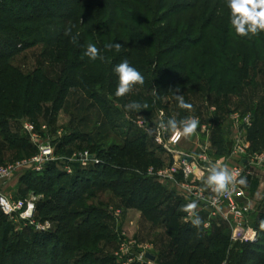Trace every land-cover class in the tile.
<instances>
[{
	"label": "trees",
	"instance_id": "1",
	"mask_svg": "<svg viewBox=\"0 0 264 264\" xmlns=\"http://www.w3.org/2000/svg\"><path fill=\"white\" fill-rule=\"evenodd\" d=\"M90 1L93 2V5L98 2L95 5L97 15L105 18L104 24L96 22L95 28L92 29L87 24L93 21V17L85 16L83 12L88 6L85 0H44L43 2H46L44 5L39 2L31 4L36 2L35 0L20 2L19 14L12 19L14 24L4 27V29L15 32L16 36L13 37V40L9 39L4 43L2 41L3 44L0 46V138L2 144L9 147L25 148L26 143L18 146L14 143V138H8L9 121L33 115L34 111L41 109L42 102H46L49 98L54 101V113L55 109L68 103L67 98L72 89H80L88 94L89 98L94 99L100 112H106L109 115L112 110L109 103L111 100L107 98V95L99 96L94 93L96 92L95 87L100 86V89L107 91L108 95L111 94L117 98L115 91L118 77L113 69L124 59H128L129 63L137 68L145 78L143 85H136L134 88L143 89L150 87L151 84L157 87L163 86L165 92H159L161 99L167 95L175 96L177 87L181 93L192 84L205 83L209 92H218V97L225 96L220 92L238 94L245 87L254 85L259 75L264 76V32L250 37L237 36L230 26L229 10L227 7V9L225 8V5L222 9L220 8L222 17L216 18L212 11L210 12V7L207 6L208 0L205 5L203 0H193L192 3L164 0L165 2L162 3L163 17L161 16L159 19L164 18L165 21L170 19V23L166 28L155 31L145 24V21H148L152 14L156 13V9L152 5L153 0ZM93 5H89L88 9ZM54 19L64 23L63 30L59 35L51 33L47 29L48 27H44L46 23L51 26ZM80 21L86 22V25L79 27ZM15 22L36 24L33 27L27 26L24 30H20L15 26ZM127 22L141 27L144 32H139L138 29H135L136 27L128 25ZM173 22L177 23L176 27H173ZM69 26L72 27L71 35L79 33L76 43L71 42V36L64 35ZM104 26L108 28L100 30ZM146 34L151 36L148 37ZM179 34L182 35L179 40L172 42L168 47L164 46L168 39H173ZM32 35L36 38L29 40L28 37ZM41 42L46 44L47 50L44 55L51 52L55 56V61L63 64L62 77L58 81L45 75L41 68L36 69L32 74H25L10 63L11 55ZM88 43H93L100 49L101 55L104 57L103 60L92 61L83 55ZM108 43H120L122 47L119 52L115 48L108 50L105 48V44ZM7 47L12 50H5ZM152 65L154 70L147 69V66ZM146 74L152 76L149 78L145 76ZM257 110L264 119V103L257 105L253 125H256L258 121L256 120ZM253 139L256 142L255 136ZM220 143H222L223 151L229 149V145L225 146V141ZM124 148L125 150L133 148L147 157L153 154V152L147 153L145 144L127 142ZM124 148L114 146L110 150L97 151L112 160L116 155L114 149L122 152ZM141 163L142 166L146 164L145 161ZM52 164V162L48 163L41 173L31 171L33 180L30 185L35 192L45 193L51 191L54 184L69 179V184H65V182L64 186H60L57 192L59 195L55 196L65 206L53 208L46 205L48 202H43L40 207L41 210L48 208L52 212L54 210L61 211L57 219L59 224L63 223L59 228L60 231L64 233L69 231L68 229L73 223V214L67 212V208L74 201L80 199L87 189L90 190L94 187L116 189L117 185L124 183L130 184L128 205L140 210L145 217L152 215V221L158 219L156 215L158 210L156 206H153V201L160 195V191H164L165 187L156 184L153 178L149 177L146 172L139 171L134 164L128 162L124 165L122 173L127 176L124 182L116 180V174L120 171H116L115 168L109 167L104 162L84 169L76 167L72 175H67L58 169L51 173ZM170 198L173 199L172 210L162 212L165 217L161 222L166 224L172 223L171 217L176 218L180 214H186L182 211L186 202L176 197L173 190ZM40 209L38 208L37 211L39 212ZM171 212V216H166ZM257 215V223L260 225V222L264 221V203L259 208ZM198 216L202 221L201 225L194 226L192 222H185L179 226L178 233L172 240L171 255H174L180 262L187 258V252H189V262L193 264L195 255L206 251L204 258L208 262L214 257L217 261L225 257L229 258V264H250L255 260L258 264H264V230H258V241L244 243L245 245H240L237 252L234 250H230V252L228 250L230 238L223 232L227 224L221 222L216 226L217 222H214L212 230H204L206 231L204 237L199 238L196 245L192 247L196 232L204 224L201 217H206L207 214L201 212ZM26 229L31 233L32 236L29 240L34 245L48 246L52 240L63 241L61 236L52 233V229L44 232L36 231L32 227ZM23 237L20 234L11 239L10 247L13 255L24 251L21 248L26 246ZM8 240L10 238L3 236L1 242L8 243ZM1 242L0 264H3L4 245ZM19 248L21 250H17ZM10 263L14 264L15 262L11 260Z\"/></svg>",
	"mask_w": 264,
	"mask_h": 264
},
{
	"label": "rangeland",
	"instance_id": "2",
	"mask_svg": "<svg viewBox=\"0 0 264 264\" xmlns=\"http://www.w3.org/2000/svg\"><path fill=\"white\" fill-rule=\"evenodd\" d=\"M24 1L29 2L31 0H0V46L4 41L9 39L13 40V37L16 36L15 32L4 29V27L14 24L12 19L19 14L20 2L22 3ZM35 1L31 4L39 2L44 5L46 3L43 2L44 0ZM180 1L186 3L193 2V0ZM206 1L203 0L204 5ZM85 2L88 4L86 6L87 9L83 11L85 16L91 15L93 17V21L87 24L89 28H95L96 22H103L102 24H104L105 18L97 15L95 5L98 2L94 3V5L90 0H85ZM164 2V0H153L152 5L156 9V13H153L150 19L145 21V24L155 31L166 28L170 23V19L167 21L163 20L164 18L162 19L163 21L159 19L161 16L163 17L162 3ZM89 5L93 6L88 9ZM224 5L226 8V0L207 1V6L211 9L210 12L212 11V14L216 18L222 17L220 8L222 9ZM182 19L185 20V18ZM35 24L33 22H15V26L20 30H24L27 26L33 27ZM127 24L136 27L135 29H138L139 32H144V29L137 27L134 23L127 22ZM172 24L173 27L177 25L175 22ZM63 25L64 23L62 21L54 19L51 26L46 23L44 27H48L47 29L51 33L59 35L63 30ZM84 25H86V22L83 23L80 21L78 24L79 27ZM107 28V26H104L100 30ZM146 35L148 37L151 36L150 34ZM181 36L179 34L173 39H168L167 44L164 46L168 47L172 42L179 40ZM28 38L29 40H33L36 37L32 35ZM10 49V47H7L5 50L9 51ZM46 50V44L41 42L16 54H10L11 57L9 60L13 66L19 68L25 74H32L36 69L41 68L45 75L49 76L52 80L58 81L62 77L63 64L57 63L55 56L51 52L44 55ZM150 68L154 70L153 65L147 66V69ZM145 76L151 77L152 75L146 74ZM95 89L96 92L94 93L99 96L107 95V98L112 101L109 102L112 107L109 115L106 112H100L98 105L95 104L94 99L89 98L88 94L80 89H72L67 98L68 103L59 109H55L54 113V101L52 98H49L46 102H42L41 109L34 111L33 115L22 116L15 121L10 120L8 138H14L13 141L18 146L23 143H26L27 146L25 148L9 147L2 144L0 138V145L2 144L0 146V168L15 164L24 159L29 160L38 155L41 146L50 144L53 147L55 158V161L52 162L53 167L50 169L51 173L57 169L60 170L61 159L63 157L89 150L98 156L106 165L115 168L116 171L119 170L120 172L116 174V180L118 181L119 179L124 182L127 176L122 171L125 167L124 165L128 162L134 164L139 171L145 173L151 166L156 169H165L172 161V154L169 153L164 145L167 139H164L162 135L157 140V136L160 133L158 125L161 119L166 122L169 117L175 115L177 120H182L190 116V114L197 115V113L212 118L209 112L214 109L218 110V115H215L216 120L219 118L223 119L229 115V118H231L230 122H234V124L232 122L233 128L238 130L239 134L231 135L232 131L229 128L228 150L230 153L236 144L237 138L241 137L246 141L249 140L250 135L255 136L256 148L264 152V119L258 113L259 110L256 113L257 124L250 128L242 127L240 123H236L232 118L234 114L242 115L246 113H251L254 117L257 105L264 103V76L259 75L256 83L245 87L241 93L226 94V92H220V94L225 95L224 97H218L219 94L217 91L213 93L209 92L206 83L192 84L180 93L184 95L186 102L193 105V110L190 112L177 107L174 95H167L162 99L159 98V92H165V87L163 86L157 87L151 84L150 87L143 89L133 88L123 98H115L111 94L108 95L107 91L100 89V86H96ZM132 101L142 104L147 103L148 108L142 109L139 112L126 110L124 105ZM166 106L168 107L166 108ZM161 112L164 113L163 117L160 115ZM229 118L223 127L226 132L225 134L228 133ZM141 123H143V126ZM149 129L152 130L151 134H149ZM167 134L168 140L170 141L171 133L167 132ZM162 140L164 141L162 142ZM127 142L145 144L147 153L153 152L152 156L147 157L133 148L125 150L124 147ZM114 146L124 149H122V152L114 149L116 155L112 160L98 153L101 149L110 150ZM176 149L178 150V148ZM144 161L146 164L143 163L144 166H142L141 162ZM31 171L33 170L30 167L19 168L10 175L0 179V194L8 196L13 201L34 197L37 209H40L41 203L43 202H48L46 205L53 208L65 206L55 196L59 195L57 192L60 186L65 182V184H69V179L61 181L62 183L54 184L51 191H46L45 193H41L40 191L35 192L30 185L33 180ZM180 179H183L181 175ZM155 182L165 187L164 191H160V195L153 201V206H156L158 210L156 214L158 219L156 221H152V215L145 217L140 210L128 205L129 183L119 184L116 189L109 187L87 189L81 195L80 199L74 201L67 208V212L73 214V223L67 233L59 230L61 224H63H59L57 221L61 211L54 210L52 212L48 208L40 209L39 212L36 210V220L40 223L49 221L52 233L54 232V234L61 236L63 239L62 242L52 240L48 246H39L31 243L29 239L32 235L26 229L27 226H24L23 221L19 217L15 219L8 218L0 209V242L3 236L10 238L8 243L1 242L4 245L3 264H11V260L15 262L14 264H125L128 261V257H136L142 253H150L155 256V259L151 260L153 262L152 264H191L189 262V252H187V258L181 262L174 255H171L172 240L177 235L179 226L191 221H186V213L180 214L176 218L171 217V224L161 222L162 218L165 217L163 214L164 211L172 210L173 199L170 197H172L173 189L163 185L159 181ZM185 197L189 198L188 196ZM50 199L52 201H49ZM171 214L172 212L166 216H171ZM257 216V212L252 214L250 223L257 230H264L257 223ZM45 218L47 220H44ZM201 218L205 222L207 216ZM85 221L87 222L84 223ZM214 222H217L216 226L221 223V221H213L209 228H205L204 224L202 228L200 227L195 234L193 243L191 244L192 247L196 245L199 238L204 237L206 232L204 230H212ZM224 228L223 232L230 238L228 250L237 252L240 249V245L244 243H234L231 240L230 226L227 224ZM20 234L24 236L23 241L24 243L26 242V246L21 247L24 251H16L18 254L13 255L10 247L11 239ZM131 241H136L137 244L133 246L134 248L130 253H126L127 248L131 246ZM17 250L21 249L19 248ZM229 251L227 253L228 255ZM205 252L201 251L199 254H196L193 264L230 263L229 258L227 259L225 257L219 261L214 257L208 262L204 258L206 256L204 255ZM250 264H258V262L255 260L251 261Z\"/></svg>",
	"mask_w": 264,
	"mask_h": 264
},
{
	"label": "built area",
	"instance_id": "3",
	"mask_svg": "<svg viewBox=\"0 0 264 264\" xmlns=\"http://www.w3.org/2000/svg\"><path fill=\"white\" fill-rule=\"evenodd\" d=\"M232 118L236 123H240L241 126L245 128L252 127L254 123V118L251 113L242 115L234 114L232 115ZM141 125L143 126V123H141ZM209 129L210 125H202V131L208 132ZM159 131L160 138L163 135L164 139H167L166 142H164V145L169 153L172 154L173 160L165 169H156L153 166L149 167L146 172L147 175L153 178L154 181L169 183L175 186L179 184L177 177L181 173L183 177L180 183L182 193L185 196H188L191 201L197 200V214L201 212H206L207 214V219L204 222L205 228H209L213 221H221L230 226L231 240L234 243H254L258 241L259 232L250 223L252 207L247 202H238L235 197V188L238 183H236L234 187L230 186V192L220 197H217L215 193L211 192V190L207 191L199 184V182L204 177V169L206 168L205 164L208 161L206 155L195 158L194 156L177 150L175 147L178 142L172 143L168 140L167 132H163L161 130ZM163 141L164 140H162V142ZM248 149L249 144L239 137L237 138L236 144L232 148L230 158H219L212 163L220 161L222 164L228 167L227 164L230 162V160L234 159L235 163L228 168L229 170H235L239 172L240 175L237 177L238 181L240 178H243L246 174L251 172L246 169L243 163L245 158L246 161H248L247 158L250 156L248 155ZM85 153H87V155H85ZM250 158L253 159V163L251 164H254L255 160L262 162L264 155L250 156ZM53 161H55V158L52 145H43L40 147V152L38 155L34 156L33 158L29 160L24 159L15 164L1 167L0 179L10 175L13 171L19 168L30 167L33 171L41 173L45 169V166ZM101 163L102 160L99 159L98 156H96L94 153H91L89 150H86L63 157L61 159L60 170L67 175H72L74 174L76 167L84 169L90 166L99 165ZM0 198H3L4 201L3 203H0V209L2 213L8 218L15 219L16 217H19L23 221L24 226L32 227L36 231L44 232L51 229V224L49 221L40 223L36 220L35 212L37 210V204L34 197L13 201L8 196L0 194ZM186 221H191V219H187ZM130 244L131 246L130 248H127L126 253H130L134 248L133 246L137 244V242L131 241ZM147 254L148 253H142L136 257H128V261L125 264H139L145 262L152 264L153 262L147 258Z\"/></svg>",
	"mask_w": 264,
	"mask_h": 264
},
{
	"label": "clouds",
	"instance_id": "4",
	"mask_svg": "<svg viewBox=\"0 0 264 264\" xmlns=\"http://www.w3.org/2000/svg\"><path fill=\"white\" fill-rule=\"evenodd\" d=\"M226 6L229 10V22L235 34L239 37H250L256 36L260 32H264V0H226ZM72 27L69 26L65 32V36H71V42L76 43L79 33L71 35ZM122 45L120 43H108L105 44V48L111 50L115 48L117 52L120 51ZM84 56L90 60L95 61L97 59L103 60L104 57L101 55L100 49L93 43H88L85 47ZM114 73L118 77V85L116 87L115 96L117 98L125 97L128 95L136 85H143L145 78L142 73L135 67H133L128 59L122 60L117 64L114 69ZM175 100L177 107L182 110L192 111L193 105L186 102L183 94H180V89H176ZM155 94V88H154ZM128 111L139 112L142 109H147V103H140L132 101L124 105ZM161 117L164 113H160ZM199 119L196 117L188 116L182 120H177L176 116L173 115L165 122L161 119L158 129L163 132H170V141L172 143L179 142L182 138H187L196 133L199 126ZM149 134L152 130L149 129ZM159 135L157 140H159ZM87 155V153H85ZM239 172L235 170H229V168L222 164L220 161L211 163L208 168V175L205 180V184L211 192L215 193L217 197L228 194L230 192V186H235L236 183L241 185L246 184V178H240L237 181ZM199 198V197H198ZM3 198H0V203H3ZM198 208L197 200L183 206L182 211L188 213V217L185 219H191L194 226L201 224V219L198 216L196 210ZM260 227L264 229V221L260 222Z\"/></svg>",
	"mask_w": 264,
	"mask_h": 264
},
{
	"label": "crops",
	"instance_id": "5",
	"mask_svg": "<svg viewBox=\"0 0 264 264\" xmlns=\"http://www.w3.org/2000/svg\"><path fill=\"white\" fill-rule=\"evenodd\" d=\"M210 116L205 115H199L196 114H190L192 117H196L199 119V126L196 130V133L190 137L182 138L175 148H178L179 151L187 153L191 156H194L195 158H198L202 155H206L208 161L205 164L206 168L204 169V177L199 182V184L206 189L207 191H210V189L207 188L205 184V180L208 175V168L210 164L219 159V158H230L231 153L229 150L223 151L222 149V141H225V146L229 145L228 137L229 134V128L232 131L231 135H236L238 133V130H235L233 128L234 122L231 121L229 118V115L224 117L223 119L219 118L216 120L215 115H218V110H212L209 112ZM188 117V116H187ZM218 117V116H217ZM231 117V116H230ZM229 118V124H228V133L224 131L225 122L228 121ZM233 122V124H232ZM207 124L210 125V129L208 132L202 131V125ZM233 129V130H232ZM239 134V133H238ZM254 135H250L249 140H246V142L249 144L248 149V155L257 156V155H264L261 150H258L256 148L255 141L253 139ZM205 152V153H203ZM232 152V151H231ZM247 158L248 161H243L245 167L247 170H249L250 173L246 174L243 178H246V184L241 185L237 184L235 188V197L240 203L247 202L252 207V214L259 212V208L264 203V159L263 161H256L253 163L252 158ZM173 156H171L172 159ZM173 160V159H172ZM171 161V160H170ZM235 160H230V162L227 164L228 167H230L232 164H234ZM181 173L178 175L177 179L179 181V184L173 185L169 183H163V185L171 187L173 191L175 192L176 197L180 198L181 200H184L186 204L192 202L189 198H186L185 195L182 193V189L180 188V183L182 179H180ZM182 176V175H181ZM200 213H198L199 215Z\"/></svg>",
	"mask_w": 264,
	"mask_h": 264
},
{
	"label": "water",
	"instance_id": "6",
	"mask_svg": "<svg viewBox=\"0 0 264 264\" xmlns=\"http://www.w3.org/2000/svg\"><path fill=\"white\" fill-rule=\"evenodd\" d=\"M147 258H149L150 260H154L155 259V256L152 255V254H150V253H148L147 254Z\"/></svg>",
	"mask_w": 264,
	"mask_h": 264
}]
</instances>
